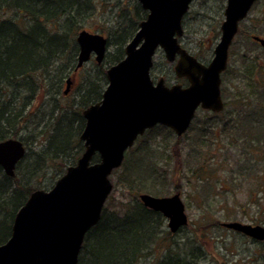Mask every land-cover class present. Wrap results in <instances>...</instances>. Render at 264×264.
I'll return each mask as SVG.
<instances>
[{
    "label": "rangeland",
    "instance_id": "obj_1",
    "mask_svg": "<svg viewBox=\"0 0 264 264\" xmlns=\"http://www.w3.org/2000/svg\"><path fill=\"white\" fill-rule=\"evenodd\" d=\"M135 1L93 0L96 10L85 17L80 30L107 38V27L116 25L122 11ZM225 5L226 0H193L183 16V35L178 42L203 64L211 60L219 41ZM252 35L264 37V0H256L251 6L229 46L227 66L221 73L222 111L214 113L198 108L182 135L177 136L172 130L169 134L170 129L165 127L135 141L134 148L140 150L137 156L143 152L144 145L153 153L146 172L150 174L145 182L147 192H137V186L132 188L119 178L124 159L109 175L112 189L103 205L108 212L122 210L137 193L169 196L179 192L184 203L187 223L173 233L165 219L163 229L167 233L159 236L156 244L160 246L153 245L138 264H152L160 252L162 255V247L164 251L170 247L183 256L200 251L199 264H264V240H254L221 225L237 221L264 227V49L251 39ZM107 50L111 47L107 46ZM95 64L92 57L76 72L70 71L51 100L65 105L76 99L86 75L95 72ZM173 65L157 49L152 79L162 77L167 85L186 86V78H178ZM68 77H72V82L64 94ZM47 104L39 111L36 103L33 104L27 126L20 132L29 136L25 147L38 149L44 140L49 119L41 120V115L49 111L51 106ZM15 171L16 168L14 174ZM50 177L51 173L42 178L39 175L30 184L33 187L46 184Z\"/></svg>",
    "mask_w": 264,
    "mask_h": 264
},
{
    "label": "water",
    "instance_id": "obj_2",
    "mask_svg": "<svg viewBox=\"0 0 264 264\" xmlns=\"http://www.w3.org/2000/svg\"><path fill=\"white\" fill-rule=\"evenodd\" d=\"M147 11L138 29L125 45L124 57L106 70L107 85L101 99L82 110L85 124L80 140L84 150L76 162L48 190H33L15 213L11 233L0 244V264H78L85 234L97 224L111 189V172L125 152L145 130L160 124L177 136L188 129L198 108L220 112L223 107L220 83L227 66L228 49L239 23L256 0H226L220 38L207 64L188 53L178 42L183 34L182 18L193 0H136ZM251 38L264 48V37ZM78 46L74 71L91 56L100 63L107 39L85 29L76 36ZM161 49L174 63L178 78L187 85H167L153 80V56ZM67 93L72 79H66ZM23 142L14 137L0 140V167L14 175L25 154ZM99 160L94 162L93 157ZM147 208L160 212L171 232L187 223L180 193L169 196L138 195ZM222 226L254 240H264V227L237 221Z\"/></svg>",
    "mask_w": 264,
    "mask_h": 264
},
{
    "label": "trees",
    "instance_id": "obj_3",
    "mask_svg": "<svg viewBox=\"0 0 264 264\" xmlns=\"http://www.w3.org/2000/svg\"><path fill=\"white\" fill-rule=\"evenodd\" d=\"M95 8L93 0H0V140L17 137L25 144L29 136L20 132L27 126L33 104L37 111L47 103L51 106L41 115V120H49L39 148L26 146L12 177L0 167V244L10 236L15 213L29 194L34 189L51 187L84 150L79 138L85 124L82 110L101 99L107 84L106 69L123 58L125 45L146 16L136 1L123 10L126 13L122 11L117 24L106 29L111 50H107L101 63L95 64V72L86 75L78 97L61 105L51 98L59 91L63 78L74 71L78 49L75 37ZM154 129L166 128L156 125L136 141ZM167 131L171 134V130ZM137 149L132 146L126 151L119 178L132 188L137 186V192H147L145 182L150 174L146 172L153 153L144 145L137 156ZM98 160L95 155L93 161ZM48 173V183L37 187L30 184L32 179ZM137 195L120 211L102 209L97 224L85 234L78 264H138L159 236L167 233L163 215L145 207ZM161 251L152 264H199L200 251H191L187 256L174 253L170 247L165 251L162 247Z\"/></svg>",
    "mask_w": 264,
    "mask_h": 264
}]
</instances>
